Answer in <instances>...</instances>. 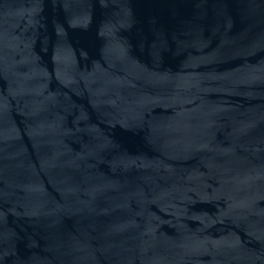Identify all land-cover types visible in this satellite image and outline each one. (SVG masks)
Segmentation results:
<instances>
[{
  "label": "water",
  "instance_id": "95a60500",
  "mask_svg": "<svg viewBox=\"0 0 264 264\" xmlns=\"http://www.w3.org/2000/svg\"><path fill=\"white\" fill-rule=\"evenodd\" d=\"M0 264H264V0H0Z\"/></svg>",
  "mask_w": 264,
  "mask_h": 264
}]
</instances>
